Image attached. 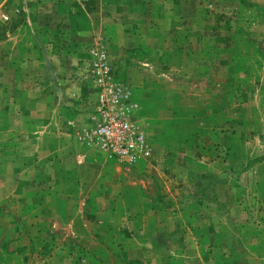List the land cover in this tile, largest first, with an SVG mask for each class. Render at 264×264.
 Here are the masks:
<instances>
[{
    "label": "rangeland",
    "instance_id": "1",
    "mask_svg": "<svg viewBox=\"0 0 264 264\" xmlns=\"http://www.w3.org/2000/svg\"><path fill=\"white\" fill-rule=\"evenodd\" d=\"M16 1L0 0V262L157 264L156 248L136 235L142 198L153 206L168 189L189 191L196 177L204 200L238 187L244 217L236 225L247 234L257 224L264 199L250 180L264 177V0ZM96 46L138 106L133 121L152 156L136 166L82 142L96 105L86 55ZM76 111L90 123L72 119ZM84 154L111 166L101 174L109 183L92 181L82 157L77 171L67 169ZM61 178L67 187L55 184ZM176 250L163 263L178 264Z\"/></svg>",
    "mask_w": 264,
    "mask_h": 264
},
{
    "label": "crops",
    "instance_id": "2",
    "mask_svg": "<svg viewBox=\"0 0 264 264\" xmlns=\"http://www.w3.org/2000/svg\"><path fill=\"white\" fill-rule=\"evenodd\" d=\"M16 4L19 5L20 0H17ZM36 18L37 21H35ZM29 21H35L36 25L38 21L42 20L36 14ZM45 54L48 55V52L45 51ZM46 65L51 67L52 70L56 67L54 62H50L49 60H46ZM24 82L30 83L29 80ZM29 85L31 86L32 84ZM56 97L58 100V96L52 93V95L44 99V110H46L45 123L50 121L49 124H51L53 121V112L56 110L57 105ZM73 113L72 119H75L77 116L80 120L84 119L87 124L90 123L86 114H79L77 111ZM86 117L87 120H85ZM86 155H78L77 160L72 158V166L69 165L70 162L68 160L67 169L72 167L74 171H77L81 165L79 157H82V161L85 163L84 166H87L88 169L89 167H93V170L96 171V174L92 177V181L97 179L101 182L105 178L102 181H106V184L109 183L106 180L105 172L111 171V166L93 164L90 159L86 160ZM102 173H105L104 177L101 175ZM49 177L44 178L45 182H49ZM66 177L69 178V175ZM215 177L216 180L220 179L219 182L229 183L228 179L224 181V176L222 175ZM67 178H61L55 181V184H65L67 187V183H70V180H67ZM194 179L196 185L193 184L189 187V191L186 192L179 189L178 191L174 189L169 191L168 189V192L163 193L160 201L153 204V206H150L153 203L150 199L147 197L142 198L144 200L142 201L143 212H141V216L138 219H142L141 223H144V226L140 227L142 230L138 231L136 235H143L140 241L143 243V246L156 248V263L165 264L163 261L168 248L176 247L177 250L173 259L175 258L174 260L178 264H264V209L256 213L258 215L257 224L251 225L248 228L249 232L243 234L245 231L243 227L239 224L236 225V223L242 222L240 216L244 217L239 193L240 189L236 187L233 188V191H228L220 187V190L216 191L217 195L214 200H204L205 198L202 197L203 193L198 184L199 178L196 177ZM251 179L250 181L252 182L257 181L260 183L262 191L257 196L264 199V185H262L264 184V177L257 174ZM238 180L239 178H236L235 182L237 184H239ZM243 180L244 177L242 176L240 182ZM67 190L69 191V189ZM209 193L211 192L208 191L205 195ZM170 200L175 205L167 207ZM174 200L176 202L177 200L185 202L176 204ZM79 221V218L75 221L72 220L74 222V229L76 230L75 237L80 245L84 246L86 243L83 232L84 228L82 226L83 223H79ZM234 226H236V229H234ZM187 247L194 248L196 252L193 250L192 254L187 253ZM135 259L144 262L142 258H128L127 260L133 261ZM3 262L2 260L0 264H4Z\"/></svg>",
    "mask_w": 264,
    "mask_h": 264
},
{
    "label": "built area",
    "instance_id": "3",
    "mask_svg": "<svg viewBox=\"0 0 264 264\" xmlns=\"http://www.w3.org/2000/svg\"><path fill=\"white\" fill-rule=\"evenodd\" d=\"M86 57L87 83L96 94V105L91 125L81 133L83 144L129 166L148 161L151 147L133 121L138 106L130 90L115 81L107 53L100 46L90 48Z\"/></svg>",
    "mask_w": 264,
    "mask_h": 264
}]
</instances>
